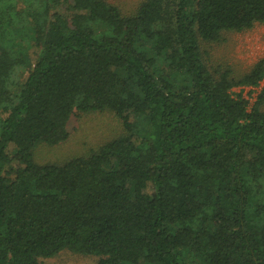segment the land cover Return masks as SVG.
<instances>
[{
	"label": "trees",
	"instance_id": "16d2710c",
	"mask_svg": "<svg viewBox=\"0 0 264 264\" xmlns=\"http://www.w3.org/2000/svg\"><path fill=\"white\" fill-rule=\"evenodd\" d=\"M256 25L264 0H0V264H264V86L232 95L264 59L236 77L203 49ZM95 112L123 134L35 162Z\"/></svg>",
	"mask_w": 264,
	"mask_h": 264
},
{
	"label": "rangeland",
	"instance_id": "374dc122",
	"mask_svg": "<svg viewBox=\"0 0 264 264\" xmlns=\"http://www.w3.org/2000/svg\"><path fill=\"white\" fill-rule=\"evenodd\" d=\"M116 5L125 13H131L142 0H104ZM204 59L209 66H229L236 77L248 72L259 60L264 59V25H256L243 33L225 35L221 45L203 46ZM36 51L31 52L34 57ZM24 76V75H23ZM264 81L256 88H234L232 95L241 94L254 104ZM264 110V104L261 106ZM68 138L53 146H39L34 150V160L39 165H60L73 158L88 155L92 150L118 138L123 134L121 122L109 112H95L73 116L67 124ZM40 264H98V258L80 256L67 251L50 259H41Z\"/></svg>",
	"mask_w": 264,
	"mask_h": 264
}]
</instances>
